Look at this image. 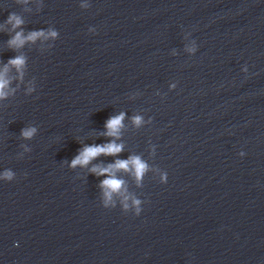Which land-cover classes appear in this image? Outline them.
I'll use <instances>...</instances> for the list:
<instances>
[{"label": "water", "instance_id": "95a60500", "mask_svg": "<svg viewBox=\"0 0 264 264\" xmlns=\"http://www.w3.org/2000/svg\"><path fill=\"white\" fill-rule=\"evenodd\" d=\"M10 12L56 37L10 48ZM17 55L0 264H264V0H0V69ZM120 112L122 151L70 167ZM130 156L149 170L105 206L89 169Z\"/></svg>", "mask_w": 264, "mask_h": 264}, {"label": "clouds", "instance_id": "9594fccd", "mask_svg": "<svg viewBox=\"0 0 264 264\" xmlns=\"http://www.w3.org/2000/svg\"><path fill=\"white\" fill-rule=\"evenodd\" d=\"M6 24L11 25L12 30L20 29L14 31V34L8 40V46L10 48L16 49L23 47L26 43L35 42L40 37L47 38L48 36L56 37L57 32L54 30H49L47 33L44 31H30L27 34L24 33L21 25L24 24L23 18L15 13L10 12L5 21ZM89 31H92L90 28ZM25 64V57L23 55H17L13 58H10L7 63L4 65L3 69H0V99H4L9 95V92L5 89L8 88L9 78L7 73L9 72V66L14 67L17 72H20L22 75V68ZM31 91V89H29ZM124 113L120 112L117 115L109 117L105 121V131L103 135L112 137L113 139L109 140L104 144H90L84 145L77 153V155L70 161V167H85L90 164L92 160L100 155H112L115 156L122 151V144L117 143L116 139L119 138L120 129L123 127ZM133 122L136 125H139L142 122L140 116H134ZM36 132L34 127H26L21 130V136L24 138H31ZM243 155V153H240ZM149 170V165L143 161L139 156H130L128 159L121 160L117 159L114 162L101 166L99 164L93 165L89 171L97 176H104L105 178L100 181V187L104 190V203L105 206L112 200L113 194H120L124 187L125 181L122 178H118L116 173L119 171L131 172L134 176L137 183H139L144 177L145 173ZM2 178L6 180H11L13 178V173L6 170L2 174ZM167 174L166 172L161 173V183L166 182ZM124 201L128 200V196H124ZM140 201L138 199L132 200V205L136 206V213L139 214L140 208L138 207ZM124 208H128L129 204L124 203Z\"/></svg>", "mask_w": 264, "mask_h": 264}]
</instances>
